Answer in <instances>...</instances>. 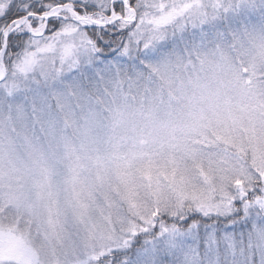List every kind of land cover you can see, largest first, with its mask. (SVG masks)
Masks as SVG:
<instances>
[{
  "label": "rangeland",
  "instance_id": "rangeland-1",
  "mask_svg": "<svg viewBox=\"0 0 264 264\" xmlns=\"http://www.w3.org/2000/svg\"><path fill=\"white\" fill-rule=\"evenodd\" d=\"M132 2L116 60L70 35L1 48L0 264H236L242 238L259 264L264 0ZM236 200L226 236L170 219Z\"/></svg>",
  "mask_w": 264,
  "mask_h": 264
},
{
  "label": "snow or ice",
  "instance_id": "snow-or-ice-1",
  "mask_svg": "<svg viewBox=\"0 0 264 264\" xmlns=\"http://www.w3.org/2000/svg\"><path fill=\"white\" fill-rule=\"evenodd\" d=\"M131 7L132 0H12L8 10L0 15V43L7 53L8 42L11 40L31 41L36 37L48 36L51 39L45 40L44 43L52 47L62 43L60 39H56L57 36L70 35L74 43L78 41L75 46L87 47L99 63H107L120 58L119 54L131 42V29L123 26L128 19L127 9ZM253 195L255 193H247L246 198ZM233 203L236 205V211L233 212L208 213L193 210L191 213L179 212L176 217L170 219L178 225L187 226L188 229L195 228L197 233L204 225L207 233L210 230L207 224L211 223L215 216L212 227L222 236H226L235 228L231 218L239 217L243 211L242 200ZM221 219L226 221L223 226L219 224ZM248 226H251L250 223ZM153 231H160L155 223ZM136 243H139V240ZM240 244L242 260L236 264H258L256 253L243 247V238ZM166 261L167 255L162 260L158 259L156 264H166ZM113 264L136 262L131 258L121 262L117 258ZM259 264H264V251H261Z\"/></svg>",
  "mask_w": 264,
  "mask_h": 264
},
{
  "label": "trees",
  "instance_id": "trees-1",
  "mask_svg": "<svg viewBox=\"0 0 264 264\" xmlns=\"http://www.w3.org/2000/svg\"><path fill=\"white\" fill-rule=\"evenodd\" d=\"M1 48H2V45L0 44V50H1ZM14 52H15V50L13 51V40H11V41L9 42V44H8L7 55H8V56H12V53H14ZM7 62H8V60H7ZM263 189H264V188H262V185L260 184V182L255 183V188L247 191V193H255V195H253V196H251V197H248V198H245V200H250V201H252L253 199H255V198H257V197H261V195H262V193H263ZM247 193H246V194H247ZM245 200H244V201H245ZM186 212L191 213L192 210L187 209ZM236 218H237V217H236ZM166 219H167V218H166ZM215 220H216V218L213 219L211 223H208L207 226L210 225V224H213V223L215 222ZM171 222H172V223H175V222H173V221H171ZM167 223H169V222H167ZM225 223H226L225 220H220V222H219V224H221L222 226H223ZM169 226H170V225H169ZM178 226L182 227V225H178ZM202 226H204V225H202ZM202 226H201V227H202Z\"/></svg>",
  "mask_w": 264,
  "mask_h": 264
},
{
  "label": "water",
  "instance_id": "water-1",
  "mask_svg": "<svg viewBox=\"0 0 264 264\" xmlns=\"http://www.w3.org/2000/svg\"><path fill=\"white\" fill-rule=\"evenodd\" d=\"M4 52H5V49H4V46H3V47H2L1 57H2V55H3ZM1 57H0V59H1V66H2V68H3V70H4L5 74H6V67H5V64H4V62H3V60H2ZM3 79H4V78L0 79V82H1Z\"/></svg>",
  "mask_w": 264,
  "mask_h": 264
}]
</instances>
